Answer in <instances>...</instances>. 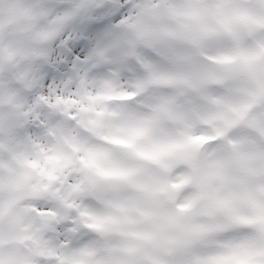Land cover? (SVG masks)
Returning a JSON list of instances; mask_svg holds the SVG:
<instances>
[{
    "label": "snow or ice",
    "instance_id": "1",
    "mask_svg": "<svg viewBox=\"0 0 264 264\" xmlns=\"http://www.w3.org/2000/svg\"><path fill=\"white\" fill-rule=\"evenodd\" d=\"M0 264H264V0H0Z\"/></svg>",
    "mask_w": 264,
    "mask_h": 264
}]
</instances>
